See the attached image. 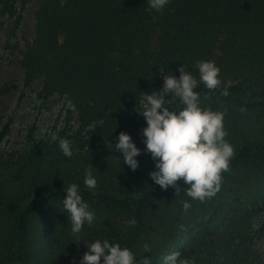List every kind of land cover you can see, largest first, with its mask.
<instances>
[{"label":"trees","instance_id":"16d2710c","mask_svg":"<svg viewBox=\"0 0 264 264\" xmlns=\"http://www.w3.org/2000/svg\"><path fill=\"white\" fill-rule=\"evenodd\" d=\"M18 3L0 0V18L13 20L12 32L25 0ZM147 9V0H42L34 10L33 34L19 50L25 83L39 79L43 97L71 101L68 113H76L78 124L0 156V264H78L86 247L72 235L68 242L56 235L55 216L66 212L64 188L72 183L95 212L83 242H118L116 230L101 238L95 224L104 229L109 213L121 212L135 223L119 244L137 256L150 254L151 264L173 251L192 264H264L249 237L255 207H264V0H170L160 13ZM197 61L220 69V89L196 91L201 107L224 113V139L234 151L219 190L203 201L183 192L182 181L179 194L151 181L154 162L141 135L146 125L135 112L154 72L178 76L183 64L198 78ZM169 107L183 105L173 97ZM121 131L142 150L135 171L120 166L112 148ZM8 132L5 123L0 143ZM60 138L71 141V157L62 154ZM85 170L97 180L94 191L83 183Z\"/></svg>","mask_w":264,"mask_h":264},{"label":"clouds","instance_id":"9594fccd","mask_svg":"<svg viewBox=\"0 0 264 264\" xmlns=\"http://www.w3.org/2000/svg\"><path fill=\"white\" fill-rule=\"evenodd\" d=\"M147 2V10L160 13L170 0ZM195 68L198 78L191 71H186L183 64L177 68L178 76L172 73L162 75L161 89L150 94L143 92L142 110L135 112L143 117L146 125L141 129V135L143 152L150 154L154 162V170L148 173L151 181L161 189L171 187L177 194L181 191V185L177 182L182 181L185 186L183 192L194 200L203 201L219 190L220 174L228 170L234 151L224 139L227 135L223 126L224 113L201 107L200 94L196 91L201 85L210 91L220 89V69L213 61H197ZM230 83L224 84L221 95H228ZM170 97L177 98L183 107L170 109ZM68 106L74 107L71 101H68ZM113 145L120 153V157L116 156L120 166L123 164L135 171L139 166L137 157L142 150L131 136L121 131L115 142L113 140L112 148ZM58 146L65 157L72 156L71 141L60 138ZM83 183L90 190L96 189L97 180L88 170H85ZM64 193L62 207L70 219L74 243H82L86 247V251L79 256L78 264H151L153 259L150 254L137 256L129 248L122 247L118 242H110L107 238L81 241L80 233L84 225L93 224L95 212L83 200L79 185L69 184L64 188ZM182 206L187 211L190 203L184 201ZM129 223L134 224L135 221L130 220ZM145 253H148L147 245ZM73 264L76 262L73 261ZM161 264H192V261L173 251L161 258Z\"/></svg>","mask_w":264,"mask_h":264},{"label":"rangeland","instance_id":"374dc122","mask_svg":"<svg viewBox=\"0 0 264 264\" xmlns=\"http://www.w3.org/2000/svg\"><path fill=\"white\" fill-rule=\"evenodd\" d=\"M21 1L19 0V3ZM41 1L25 0L20 24L14 32H12L13 20L7 17L0 18V89L9 88L6 94H0V130L5 123L9 124V132L0 143V156L5 157L10 152L28 144L52 140L63 128H75L78 124L76 113L69 114L68 104L64 103L56 93L48 97L40 94L41 80L34 79L26 84L24 71L18 64L19 50L22 49L24 41L31 38L33 34V12ZM156 42L157 35H154L149 49L155 48ZM162 83L160 73L154 72L149 82V94L161 89ZM252 201L249 200V202ZM63 214L64 217H62ZM253 214L249 233L251 247L254 255H259L264 260V207H255ZM55 218L60 219L58 228L61 232L59 233L56 228V235L62 242H68V237L71 235V223L67 212L62 210L60 217L55 216ZM108 223L103 227L104 229L95 224V228L99 230V237H105L112 228L118 234V243L124 242L129 232L128 217L121 212H110ZM92 226L84 225L80 235H89V229ZM31 264L36 263L33 261Z\"/></svg>","mask_w":264,"mask_h":264}]
</instances>
